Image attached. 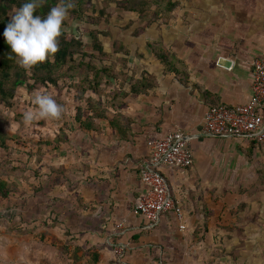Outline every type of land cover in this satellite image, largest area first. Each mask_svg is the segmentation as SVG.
Masks as SVG:
<instances>
[{
	"label": "crops",
	"instance_id": "crops-1",
	"mask_svg": "<svg viewBox=\"0 0 264 264\" xmlns=\"http://www.w3.org/2000/svg\"><path fill=\"white\" fill-rule=\"evenodd\" d=\"M169 2L177 3L175 19L123 37L130 41V74L147 72L155 86L114 98V107L91 127L65 118L64 142H55L61 129L51 131L49 165L61 172L51 171L49 221L56 225L50 238L96 250L97 264H203L199 250L217 246L213 233L234 224L229 200L235 189L247 193L264 181V144L203 130L209 108H234L251 98L252 64L264 58V0ZM148 42L160 43L165 62ZM172 131L187 136L193 163L159 167L174 209L151 225L133 213L147 191L142 164L150 157L149 143Z\"/></svg>",
	"mask_w": 264,
	"mask_h": 264
},
{
	"label": "trees",
	"instance_id": "trees-1",
	"mask_svg": "<svg viewBox=\"0 0 264 264\" xmlns=\"http://www.w3.org/2000/svg\"><path fill=\"white\" fill-rule=\"evenodd\" d=\"M102 1L116 3L117 10L110 14L104 5H98L96 0H42V6L37 9L36 13L42 17L46 16L50 9L57 4L73 3L74 7L69 9L63 28L73 21L89 24V37L92 41L88 43L82 35L78 36L63 29L58 38L59 51L45 62L39 63L31 69H25L19 65L16 54L6 43L3 31L15 10L22 6L26 0H0L1 105L6 108H13L17 105L25 94L20 89L31 93L40 87H68L74 91V99L79 103L75 109L74 120L80 124V127H91L90 124L94 119L105 117L108 108L114 107V98L130 93L135 95L146 93L155 86V78L146 74L147 72L141 74L140 77L130 74V50L116 42L106 47L100 35L109 36L108 31L104 32L97 26L110 24V19L113 16H119L120 13L127 17L133 15L135 20L131 19L130 21L141 22V24L130 34L138 36L153 25L161 27L168 24L173 18L175 19L176 14L173 13L178 9L177 3L169 2V0H100L99 2L102 3ZM154 6L155 9L152 10ZM122 30L128 33L130 23H124ZM147 45L156 58L165 62L160 43L148 42ZM124 86L129 88L121 96L119 90ZM86 111L91 114L83 119V112ZM88 123L89 125H87ZM252 140L254 139L252 138ZM19 141L10 137L6 131L0 128V153H2L0 154V198L3 200H9L20 185L24 188L22 193H25L26 197H30L27 194L28 189L34 191L37 189L29 181L27 163L22 161L25 155L32 156L34 154L33 149L26 148L27 146ZM64 141L65 131L62 129L56 136L55 142ZM254 142L256 141L254 140ZM14 151H20L18 152L19 156L13 153ZM261 178L260 176L259 179ZM261 188H264V181H257L254 189L260 190ZM45 224L47 223H41V225ZM6 226L11 231L17 230L14 223H8ZM52 241L50 238V242ZM61 252L63 255H68L72 264H97L98 262L99 253L96 250L85 251L81 247L69 249L67 246H63ZM213 252L214 250L211 255ZM231 253L233 254V252ZM227 254V256L232 255ZM215 255L213 257L216 258V262L213 264H219L217 262L224 264ZM85 258L86 260L83 261Z\"/></svg>",
	"mask_w": 264,
	"mask_h": 264
},
{
	"label": "rangeland",
	"instance_id": "rangeland-1",
	"mask_svg": "<svg viewBox=\"0 0 264 264\" xmlns=\"http://www.w3.org/2000/svg\"><path fill=\"white\" fill-rule=\"evenodd\" d=\"M99 1L96 0V3L104 5L110 14L117 10V5L114 2L102 1L101 3ZM154 9L155 6L152 10ZM134 18L133 15L127 17L120 13L119 16H113L110 19V24L97 26L104 32L108 31L109 36L100 35L103 38V44L109 47V44L116 42L126 48V45L130 46V41H127L128 44H126L123 37H133L130 32L141 24V22L130 21L131 19L135 20ZM127 22L130 23L128 33L122 30V26ZM89 27V24L73 21L63 29L78 36L82 35L84 40L91 43ZM22 90L25 94L13 108H6L0 104V128L6 131L10 137L24 143L26 148L33 149L34 154L32 156L25 155L22 161L27 163L29 181L37 189L36 191L28 189L27 194L30 197H26L25 193H22L24 188L20 185L9 200L0 198V264H72L68 255L62 254L61 249L63 246H67L69 249H73V247L62 241L61 243L56 241L59 240L56 235L50 242V229L56 225L54 220L49 221L50 187L52 186L51 181H55L51 171L53 173L56 170H58L57 172L61 171L55 168V165L52 164L54 168L49 165L50 151L48 150L50 148L48 143L53 136L51 131L57 128L65 131L69 127L67 125L66 128L64 125L66 123L63 122H67L64 121L67 117H71L73 121L75 109L79 103L74 99V91L68 87H40L31 93L20 89V91ZM38 91L52 94L57 103L63 105L64 112L59 119H41L31 125H25L23 113L29 108L36 107L33 100ZM18 152L14 151L13 153L19 156ZM254 185L247 193L240 186L235 189L234 197L229 200L234 205L231 211L234 224H231L228 229L225 227L226 231L213 233L212 239L217 242V246L208 247L207 245L208 249L204 250L202 247L199 250L196 255L203 261V264L215 263L214 254L224 264H264V194H262L264 188L255 190ZM256 194H260L257 196L258 198H254ZM42 222L47 224L41 225ZM8 223L16 224L17 230L7 229ZM52 231L55 232V230ZM227 253L232 255L227 256Z\"/></svg>",
	"mask_w": 264,
	"mask_h": 264
},
{
	"label": "built area",
	"instance_id": "built-area-1",
	"mask_svg": "<svg viewBox=\"0 0 264 264\" xmlns=\"http://www.w3.org/2000/svg\"><path fill=\"white\" fill-rule=\"evenodd\" d=\"M253 84L250 100L234 108L226 105L209 108L203 121L204 132L212 137L253 138L264 144V58L253 61ZM150 157L142 164L141 179L147 185L133 209L135 215L145 217L151 225L160 222L162 214L174 209V201L161 165L189 167L193 156L188 138L172 131L149 143ZM184 228V226H182ZM122 251V248H119Z\"/></svg>",
	"mask_w": 264,
	"mask_h": 264
},
{
	"label": "clouds",
	"instance_id": "clouds-1",
	"mask_svg": "<svg viewBox=\"0 0 264 264\" xmlns=\"http://www.w3.org/2000/svg\"><path fill=\"white\" fill-rule=\"evenodd\" d=\"M42 6V0H26L11 16L10 22L3 31L6 43L16 54L17 62L25 69H31L45 62L59 51V37L69 9L74 7L71 2H62L52 7L46 16L36 14ZM35 108L23 113L25 125H31L41 119H59L63 105L57 103L54 96L38 91L33 100Z\"/></svg>",
	"mask_w": 264,
	"mask_h": 264
},
{
	"label": "water",
	"instance_id": "water-1",
	"mask_svg": "<svg viewBox=\"0 0 264 264\" xmlns=\"http://www.w3.org/2000/svg\"><path fill=\"white\" fill-rule=\"evenodd\" d=\"M220 62L226 66L229 65L230 61H227V60H220Z\"/></svg>",
	"mask_w": 264,
	"mask_h": 264
}]
</instances>
